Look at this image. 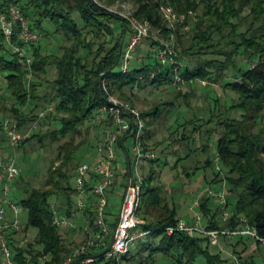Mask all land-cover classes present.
I'll return each mask as SVG.
<instances>
[{"label":"trees","instance_id":"trees-1","mask_svg":"<svg viewBox=\"0 0 264 264\" xmlns=\"http://www.w3.org/2000/svg\"><path fill=\"white\" fill-rule=\"evenodd\" d=\"M114 2L0 0V11L6 13L12 5L18 7L31 30L41 36L40 41L29 49L16 36L13 37V45L26 52L31 51L30 64L19 57L11 44L9 50L0 44V50L9 54L6 58L0 53V74H6L0 78V86L4 90L0 100V119L17 121L22 135L30 132L29 137L16 147L18 152L32 141L43 145V140L48 139L51 145H57L56 158L51 161L42 187L27 183L21 185L22 173L14 181L13 198L22 206L20 219L24 230L36 231L35 245L21 247L11 243L15 264L64 263L76 247H70L67 237L61 233L63 228L54 223L56 216L68 220L81 216L85 221L81 230L87 228L93 233L100 232L96 224V199L91 193L92 178L86 181V207L83 211L76 206V186L74 189L70 187V180L75 178L76 182L77 168L83 164L76 160V153L83 144H76L75 139L82 135L81 129L85 124L87 127L94 124L99 129L96 136L100 146L102 134L96 123L98 109L107 105L112 96L134 107V89L143 90L150 85H174L177 91L175 99H183L187 105L189 96L181 89L185 84L192 86L193 81L220 86L227 95L226 100L218 94L214 98L208 95L205 108L211 114L207 123L216 124H212L207 132L218 133L216 162L219 166L214 169L210 185L217 184L222 189L200 196L201 224L208 230L220 231H239L248 225L264 237V0H134L133 17L149 22L152 29L167 40L170 30L163 8L170 7L177 15L197 14L195 19H188L190 27L187 31L175 33V51L184 65V83L180 86L174 84L170 67L162 66L157 58L148 64L140 60V64L127 74L117 70L123 47L120 45L122 24L126 28L125 38L129 27L126 18L110 11ZM200 6L203 10L198 14ZM44 23L50 28H44ZM44 39L47 42L45 46L42 45ZM5 40L0 28V41ZM158 46V41L150 43L146 48V58L155 57L153 48ZM152 73H155L154 78H151ZM191 92L193 89L189 94ZM229 93L234 97L228 96ZM213 102L215 108L211 111ZM173 104L167 102L165 106ZM43 112L45 114L42 115ZM160 113L159 106L141 111L145 129L146 119L151 117L155 121ZM34 124L38 127L32 132ZM186 131L187 128L183 130ZM199 137L201 140V135ZM128 138L125 137L124 147ZM151 139L152 133L145 131L143 147L157 157L146 161L149 167H144L141 173L143 194L137 210L138 218L143 221L139 229L149 232L146 239L136 241L123 258L107 257L106 250L119 217V200L123 199L128 181L126 157L118 143L115 163L118 187L107 196L106 215L110 233L102 248L89 250L75 258L72 264H78L86 257L93 258L96 264H223L227 262L222 258L223 253H230L238 264H255L254 258L263 256L264 245L249 236L220 235L219 245H213L209 238L186 231L167 234V228H176L183 219L179 217L175 203L170 204L167 200L170 189L158 182L159 174L154 164L159 161L156 149L161 143L149 144ZM186 140V134L181 135L176 141L177 150L190 146ZM10 150L4 146L5 153ZM125 150L133 172V159L126 147ZM191 156L192 152L180 157L177 165L190 164ZM25 157L23 154V159ZM196 162L198 167L195 169L213 165L209 159L204 165L201 160ZM191 167L193 165L183 167L187 179L191 176ZM219 195L225 197V207L232 214L226 220L222 218L223 205L220 203L215 207L211 203ZM53 205L56 213L52 210ZM197 217L192 216L193 219L186 222L192 225ZM210 246L219 251L210 250ZM48 253L50 260L40 262L38 258Z\"/></svg>","mask_w":264,"mask_h":264},{"label":"built area","instance_id":"built-area-1","mask_svg":"<svg viewBox=\"0 0 264 264\" xmlns=\"http://www.w3.org/2000/svg\"><path fill=\"white\" fill-rule=\"evenodd\" d=\"M163 16L166 20L167 27L170 30L168 40H159V46L153 48L158 62L162 66H169L174 84L180 86L184 83L182 75L183 63L177 57L175 51V38L177 31H187L190 27L188 19H195V14L189 12L188 15H177L170 7L162 9ZM128 32L125 43L120 53L119 69L123 74L131 71L130 64L140 45L150 37L152 27L147 21H140L134 17L128 19ZM0 28L6 40L13 46L20 58H23L27 64L32 61V53L26 52L20 46L13 45V37L16 36L25 46L26 49L40 41V34L31 30L27 20L16 6H10L7 12L0 11ZM16 28H19L17 32ZM155 73L151 74V78ZM3 88L0 86V100L3 95ZM52 106L50 109L52 110ZM45 112L42 113V115ZM96 123L100 126L102 134L101 145L97 149V155L90 163H83L77 168L76 178V206L80 211L86 207V181L92 178L91 193L96 199V224L100 232L93 233L85 228L87 239L81 245L73 249L72 253L67 256L63 264H72L74 259L85 255L93 248H102L105 240L110 233L107 221L106 209L108 205L107 196L109 192L118 187L117 173L115 163L117 160L116 148L121 139L128 138L132 141L134 157L133 172L131 169V183L126 196L120 220H117L116 238L112 250L107 253V257L123 258L130 252L131 247L136 241L145 240L149 232L139 229L143 224L137 216V210L141 203L143 194V176L140 171V164L148 160L156 159V154L152 151H146L143 147L145 135V122L141 111L130 105L128 102L120 101L115 97H110L107 105L98 109L96 114ZM30 132L22 135L19 131L18 123L10 118L0 119V264H15L11 243L15 242L21 247H26L27 240L23 238L18 241V235L24 234L25 226L20 219L23 211L22 206L13 198V184L19 174V168L16 160V147L20 141L28 138ZM5 143V144H3ZM125 143V140H124ZM10 147V151L5 153L4 146ZM125 168V166H123ZM124 173V169L122 174ZM128 183V181H127ZM127 188V186H126ZM126 192V189H125ZM213 194L212 191H209ZM125 195V193H124ZM124 198V196H123ZM222 206V218L226 220L232 214L226 209V200L223 195H219ZM123 200V199H122ZM56 213V208L52 206ZM119 218V217H118ZM246 221V220H242ZM54 223L60 228H73V223L65 217H55ZM186 231L191 235H199L210 239L213 245H219L220 235H243L249 236L264 245V237L258 235L255 228L248 225L239 231L226 230H208L201 224L200 216L197 217L194 224H188L180 220L176 228L169 227L166 229L168 235L175 231ZM36 243H34L35 245ZM39 261L44 263L50 260V254L40 256ZM78 264H96L93 258L81 259Z\"/></svg>","mask_w":264,"mask_h":264},{"label":"rangeland","instance_id":"rangeland-1","mask_svg":"<svg viewBox=\"0 0 264 264\" xmlns=\"http://www.w3.org/2000/svg\"><path fill=\"white\" fill-rule=\"evenodd\" d=\"M134 10V0H115L113 5L110 7V11L117 13L122 18H126L127 21L133 17ZM202 10L203 8L200 6L197 13L201 14ZM195 15L197 16L196 13ZM44 28L50 27L47 23H44ZM159 40L166 41L167 39L165 37H161L158 31L152 29L150 37H148L140 45L138 48L140 50L136 52L134 58L131 60V70L140 64V60H142L144 64L155 62V58H157L155 53V57L150 59L146 58V48L153 41ZM46 43L47 42L44 39L42 45L45 46ZM0 44L3 45L5 50L10 49V43H8V41H0ZM51 48H54L53 44L51 45ZM0 53L6 58H9V54L7 52L0 50ZM117 70L119 71V68ZM5 75V73L0 74V78H3ZM191 85L192 86L185 84L181 89L182 92L187 93L189 96L188 105L183 99H175L177 91L174 85H166L165 87H153L150 85L143 90L134 89L133 91L134 107L139 111H148L154 106H159L160 108L161 116L159 118H157L155 121H153L151 117L146 119L145 131L152 133V139L149 144L155 143L157 141L161 143L156 149L159 161L154 164V169L159 174L158 182H161L170 189L168 191L166 190L168 193L167 200L170 204L175 203V205L178 207L179 217L185 221L192 220V216H200V210L198 208L200 196L205 194V192H209L210 190L213 191L212 193L214 194L215 191H220V189H222V186L220 185H210L211 178L214 175V169L215 167L217 168V166H219V164L216 162L218 133L216 131L209 133L207 132L211 130L212 124H216L207 123L211 119V114L210 110L206 111L205 108L207 107L208 95L211 98H214L215 95L218 94L222 100H224L227 96L221 90L220 86L208 85V83L202 81L197 83L193 81ZM192 89L193 92L189 94L190 90ZM228 96L234 97V95L231 93H229ZM167 102H173L174 104L165 106V103ZM214 108L213 102L211 111H213ZM193 112H196V115L198 116L194 115ZM195 119L197 120L195 121ZM186 122H188V124H186ZM32 126H30V128L32 127L31 130L33 132L34 129L38 127V125L34 124ZM186 128L187 131L183 132V130H186ZM201 129H203V131ZM215 129H218V126H215ZM26 133L27 132L24 134ZM81 133L82 135L77 136L75 139L76 144H83L81 149H79L76 153V160L80 163H90L95 158L97 148L99 146L96 136L97 133H99V129H96L94 124H90V127H87L85 124L81 129ZM184 134H186L188 137V140H186L188 143L186 144H189L190 146H188V148L185 150H177L176 141L181 138V135ZM199 135H201V140ZM56 146L57 145L55 144L51 145L50 141L45 139L43 140V145H40L37 143V141H32L25 147V149L23 148L19 152L18 148L16 149V158L19 163V165H17L19 168V173H22L24 176V179L20 182L21 185L27 183L28 185L36 188L43 186L47 178V171L51 165V161L54 160L57 155ZM125 147L128 150L129 157L133 159L134 163V157L136 154L133 151L132 141H130V139L126 141ZM191 152L192 156L189 160L190 164L189 162H186L177 165V159L184 157L186 154H190ZM23 154L26 156L25 159H23ZM208 159L213 164L211 167L205 169L202 167L200 169H195L198 167L196 162L197 160H201L204 165V162H206ZM76 160L75 162H77ZM165 163L167 164L165 165ZM190 165H193V167H191L192 171H189L191 176L187 179L183 174V167H190ZM144 167H149L147 162L140 164L139 168L141 173L144 171ZM192 168H194V170ZM204 176L206 181L204 180ZM75 183V178H72L70 180V187L74 189L76 186ZM121 192H124V190L121 189ZM121 202L122 199L121 201L119 200L120 205ZM211 203L216 207L220 205V199L214 197ZM63 205L67 206L65 202H63ZM54 207L56 208L55 205ZM188 215H191V218L187 219ZM70 221L73 223L74 227L62 229L61 233H63L64 237H67L66 241L69 243L70 247L74 248L81 245L86 239L85 230L80 229L84 227L85 221L81 216H78L77 218ZM35 235L36 231L30 229L24 232V234L18 235L17 239L19 241L23 238H26L27 244L34 245ZM210 250L216 251V253L219 251L218 249H215L211 246ZM229 254H222V258L227 261L223 264H238L234 262V259L231 258ZM156 259H158V257H156ZM254 262L255 264H264V253L263 256L255 257Z\"/></svg>","mask_w":264,"mask_h":264},{"label":"water","instance_id":"water-1","mask_svg":"<svg viewBox=\"0 0 264 264\" xmlns=\"http://www.w3.org/2000/svg\"><path fill=\"white\" fill-rule=\"evenodd\" d=\"M122 27H123V37H122V40H121V47L123 46V43L125 41V34H126V28H125V25L122 24ZM102 78V77H101ZM129 138L132 137V134H130L128 136ZM124 140L125 139H121L119 141V146L122 148L124 154H125V157H126V162H127V168H128V183H127V188H126V192H125V195H124V198L121 202V205H120V212H119V218L118 220H120L121 218V215H122V211H123V207H124V204H125V200H126V196L128 194V190H129V187H130V183H131V169H130V162H129V158H128V155H127V152L125 150V147H124ZM116 234H117V231L115 230L114 231V234H113V238H112V241L109 245V247L107 248L106 252H110L112 250V246H113V243L115 241V238H116Z\"/></svg>","mask_w":264,"mask_h":264},{"label":"crops","instance_id":"crops-1","mask_svg":"<svg viewBox=\"0 0 264 264\" xmlns=\"http://www.w3.org/2000/svg\"><path fill=\"white\" fill-rule=\"evenodd\" d=\"M78 216H76V218H77Z\"/></svg>","mask_w":264,"mask_h":264}]
</instances>
